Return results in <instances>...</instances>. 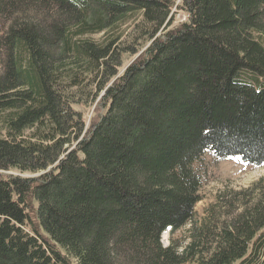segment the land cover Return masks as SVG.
I'll use <instances>...</instances> for the list:
<instances>
[{"label": "trees", "instance_id": "16d2710c", "mask_svg": "<svg viewBox=\"0 0 264 264\" xmlns=\"http://www.w3.org/2000/svg\"><path fill=\"white\" fill-rule=\"evenodd\" d=\"M176 2L0 0V264H264V179L193 167L264 162V0Z\"/></svg>", "mask_w": 264, "mask_h": 264}, {"label": "rangeland", "instance_id": "374dc122", "mask_svg": "<svg viewBox=\"0 0 264 264\" xmlns=\"http://www.w3.org/2000/svg\"><path fill=\"white\" fill-rule=\"evenodd\" d=\"M180 0H177L176 4H179ZM174 22L171 26H177L178 24L186 21V16L182 12H178L176 9L174 12ZM141 20L140 15H134L131 20L124 25L119 27V33L122 35V40H125L133 30L135 24ZM3 23L0 24V34H2L4 29ZM103 35H94L88 37L93 41H101ZM127 42V41H126ZM141 53V51L139 52ZM133 60L134 57L125 56L123 66H128ZM95 111V106H92L90 109L86 110V118L89 122L90 118L93 116ZM194 169L199 172L201 177V188L199 190L200 201L195 205L196 217L202 219L205 215L203 211L209 208L211 205L216 203V197L223 193L229 191H239L242 189L248 188L251 184L257 182L259 179H264V162L258 167H253L246 165L238 161L237 159L230 158L226 160L219 161L215 159L210 154L203 156L201 161L197 162L194 166ZM7 174L18 176L15 171L7 172ZM23 177H28L29 174H21ZM222 211L220 216L222 220L225 218ZM189 225L181 228L173 234L170 231L163 233L161 236V243L163 247H167L170 242L179 244L185 241Z\"/></svg>", "mask_w": 264, "mask_h": 264}]
</instances>
